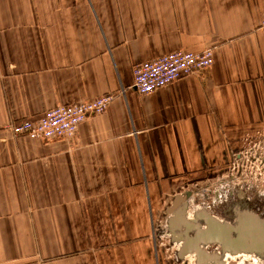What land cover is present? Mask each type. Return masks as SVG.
Returning <instances> with one entry per match:
<instances>
[{
    "label": "crops",
    "instance_id": "1",
    "mask_svg": "<svg viewBox=\"0 0 264 264\" xmlns=\"http://www.w3.org/2000/svg\"><path fill=\"white\" fill-rule=\"evenodd\" d=\"M263 19L264 0H0V264H191L176 214L196 211L168 210L264 132ZM207 48L202 72L133 89L136 64ZM106 94L71 141L5 130Z\"/></svg>",
    "mask_w": 264,
    "mask_h": 264
},
{
    "label": "built area",
    "instance_id": "2",
    "mask_svg": "<svg viewBox=\"0 0 264 264\" xmlns=\"http://www.w3.org/2000/svg\"><path fill=\"white\" fill-rule=\"evenodd\" d=\"M260 28L264 29V19ZM213 62L214 53L212 48H207L199 54L184 51L166 54L153 61L136 64L132 71V87L139 96L149 95L168 87L178 80L202 72L209 68ZM123 93L124 91L120 92V94ZM114 97V94H106L92 101L58 106L48 110L37 120H24L16 125L9 126L5 130L14 138L23 136L45 142L52 140L71 141L81 124L90 118L101 116L107 111ZM234 161L233 165L237 160ZM191 186V197L186 202L193 206L192 209H195V211L204 210L207 212L208 203L198 201V198L203 196L204 193L196 191V183ZM164 225L162 227L164 232L156 240L171 242L172 237L166 232V221ZM191 257L189 259L190 263L194 264V256ZM178 264L184 263L179 262Z\"/></svg>",
    "mask_w": 264,
    "mask_h": 264
},
{
    "label": "water",
    "instance_id": "3",
    "mask_svg": "<svg viewBox=\"0 0 264 264\" xmlns=\"http://www.w3.org/2000/svg\"><path fill=\"white\" fill-rule=\"evenodd\" d=\"M190 196V192L176 196L168 212L184 205ZM186 207L183 206L176 214L181 233L175 238L182 244L179 256L194 255V264H225L226 256L245 255L264 264V219L255 212L238 205L230 211V221L210 217L205 211L196 212L194 218L186 221ZM210 246L217 247L218 251H207Z\"/></svg>",
    "mask_w": 264,
    "mask_h": 264
},
{
    "label": "flooded vegetation",
    "instance_id": "4",
    "mask_svg": "<svg viewBox=\"0 0 264 264\" xmlns=\"http://www.w3.org/2000/svg\"><path fill=\"white\" fill-rule=\"evenodd\" d=\"M238 153H240L238 160H242L238 173L243 186L239 190L226 191L225 168L219 176L196 182V191L204 193L198 201L207 202L208 215L221 220L220 217L226 219V203L236 201L238 198L242 207L250 205L252 208L249 209L264 219V132L250 138ZM208 250L218 251L215 246H210Z\"/></svg>",
    "mask_w": 264,
    "mask_h": 264
},
{
    "label": "rangeland",
    "instance_id": "5",
    "mask_svg": "<svg viewBox=\"0 0 264 264\" xmlns=\"http://www.w3.org/2000/svg\"><path fill=\"white\" fill-rule=\"evenodd\" d=\"M241 154H244V153H241ZM240 155V153H234L232 154V158H231V161L227 164L226 166V191L228 189H231V190H239L243 185H242V182L240 181V174L238 173L239 172V169H240V164L242 163V160H238V156ZM234 160H237L236 163L233 165V162H235ZM237 172V173H236ZM250 172V170H249ZM254 172H255V169H254ZM221 174H218L217 176H219ZM234 177V179H232ZM240 184V185H238ZM192 187V186H191ZM188 189L187 191H191V188ZM196 203V202H195ZM242 206L241 204H239L238 202V198L236 199V201L234 200L233 202L231 201H228V203H226V219H224V217H220L221 220L223 221H230L229 220V213L230 211L235 207V206ZM193 206H190V209L192 210ZM247 209H251L252 207L249 205V207H246ZM246 258V257H245ZM261 264L259 260L253 258V257H249V258H246L244 259V257L242 258H237V260H235L234 264ZM230 264V263H229Z\"/></svg>",
    "mask_w": 264,
    "mask_h": 264
},
{
    "label": "bare ground",
    "instance_id": "6",
    "mask_svg": "<svg viewBox=\"0 0 264 264\" xmlns=\"http://www.w3.org/2000/svg\"><path fill=\"white\" fill-rule=\"evenodd\" d=\"M227 257V259L225 258V260H224V262H226V263H230V262H235V260H237V258H243L244 257V259H246V258H249L248 256H245V255H240V256H236V257H230V256H226ZM246 257V258H245ZM259 264V263H258Z\"/></svg>",
    "mask_w": 264,
    "mask_h": 264
}]
</instances>
